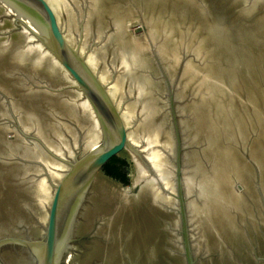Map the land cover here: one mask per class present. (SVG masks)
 <instances>
[{"label":"water","instance_id":"95a60500","mask_svg":"<svg viewBox=\"0 0 264 264\" xmlns=\"http://www.w3.org/2000/svg\"><path fill=\"white\" fill-rule=\"evenodd\" d=\"M0 264H264V0H0Z\"/></svg>","mask_w":264,"mask_h":264},{"label":"rangeland","instance_id":"374dc122","mask_svg":"<svg viewBox=\"0 0 264 264\" xmlns=\"http://www.w3.org/2000/svg\"><path fill=\"white\" fill-rule=\"evenodd\" d=\"M117 155L128 161V182L114 180L101 170L96 173L95 179L104 184L117 198L121 205H128L137 188L143 181V170L131 149L123 148Z\"/></svg>","mask_w":264,"mask_h":264},{"label":"trees","instance_id":"16d2710c","mask_svg":"<svg viewBox=\"0 0 264 264\" xmlns=\"http://www.w3.org/2000/svg\"><path fill=\"white\" fill-rule=\"evenodd\" d=\"M128 167L129 164L125 158L114 155L103 165L101 171L114 180L125 183L128 182Z\"/></svg>","mask_w":264,"mask_h":264}]
</instances>
